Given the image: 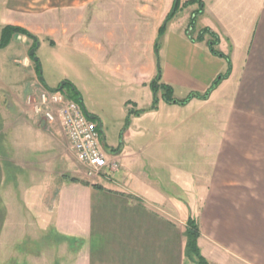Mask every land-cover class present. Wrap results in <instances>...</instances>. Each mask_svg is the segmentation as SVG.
<instances>
[{"label": "crops", "instance_id": "1", "mask_svg": "<svg viewBox=\"0 0 264 264\" xmlns=\"http://www.w3.org/2000/svg\"><path fill=\"white\" fill-rule=\"evenodd\" d=\"M200 1L203 9L195 17L196 33L194 27L188 29V21L183 22L190 15L179 11L199 3L182 8L168 22L159 60L155 40L173 0L164 9L140 0H4L0 8L6 25L25 28L37 35L40 46L50 45L57 66L72 64L70 73L59 79L77 90L100 138L111 120L123 125L128 107L139 103L135 97L141 90H147L149 101L140 105L152 102L148 84L157 76L158 66L160 83L171 86L173 93H203L226 71L225 58L208 48L209 34L197 39L201 29L208 28L217 36L216 49L230 58L232 66L208 100L229 88L228 100H221L228 102L230 131L237 136V123H246L247 137L264 138V0ZM21 36L17 34L9 45ZM0 51L8 54L6 49ZM11 67L7 70L15 79L6 78L7 89L20 86L16 90L28 92L32 75L17 81L19 71ZM33 68L37 70L34 63ZM42 82L47 86L44 78ZM156 98L151 113L136 114V109L128 115L130 123L161 113L169 117L179 110L165 102L161 92ZM32 116L33 121L16 122L6 135L4 150L0 146V264L8 263L4 253L45 249L39 241L48 234L58 238H52L53 248L61 251L63 243L68 250L57 255V264H197L185 254L190 208L184 199L165 194L149 179L148 192L141 193L127 186L124 176L117 178L119 168L86 178L61 131L41 129V120ZM254 123L260 126L259 133ZM124 132L129 136L131 126ZM110 155L108 160L125 157L119 149ZM238 166L229 165L225 188L206 173L198 183L197 244L209 264H264V167L246 165V177L240 182L250 188L239 193ZM45 187H53L52 196L44 197ZM31 225L42 239L31 238L26 230ZM18 262L24 264L23 259Z\"/></svg>", "mask_w": 264, "mask_h": 264}, {"label": "rangeland", "instance_id": "2", "mask_svg": "<svg viewBox=\"0 0 264 264\" xmlns=\"http://www.w3.org/2000/svg\"><path fill=\"white\" fill-rule=\"evenodd\" d=\"M108 1L129 3L135 1V3H138L139 0ZM140 1L143 4L153 1L154 3H158L160 9H164L172 2V0ZM2 2L4 0H0V4ZM198 11L199 5L197 4L187 8L183 12L179 11V14L183 16L190 15L189 19L183 18V22L185 21L186 23L187 21L190 22L191 18ZM5 22V13L0 8V32L2 27L6 25ZM30 33L32 32L30 31ZM195 33L196 27L193 30V34ZM32 34L33 36L36 35ZM15 36L17 34L13 35L10 42ZM23 36L19 40H15L11 45H9V42L6 47L0 48V50L6 49L8 52L6 54L5 50L0 51V146H2V150L5 147L4 141L6 135L8 131H11L15 123L32 120L30 118V111L25 106L24 99L26 94L33 91L37 85H44L43 79L41 80L40 77L44 78V82L49 88H56L58 84L60 85L64 81V79H59L62 78V73L68 74L70 73V69H72V64L69 63L57 66L52 48L47 43L42 42L41 46L35 51L40 69L34 71L33 63H36L29 56L30 49L35 46L34 41L32 38ZM9 56V60L6 59ZM157 56L156 58L159 60V55ZM8 66H12L13 72L19 71L20 75H18L17 81L19 79L20 81L24 80L26 76L32 75V81L28 84V92L26 91V94L18 89L16 90L20 86L13 90L12 88L8 90L5 86L7 83L6 78L13 77L15 79V75L7 70ZM56 80H59V83L55 82ZM65 88H67V84ZM228 92L229 88H225L220 91L217 97H213V93L212 98L207 99L208 101L193 98L185 105L174 104L176 107H179V110L169 113V117H165L166 114L161 113L154 115L151 120L144 118L143 120H134L130 123L128 115L136 109L141 111L139 113L141 115L153 111L150 110L151 106L154 105L153 91H151L152 102L148 103L149 105H140L142 101H149L147 90H141L139 97L137 95L135 97L137 100H140L139 103L128 107V111H126L127 117L126 120L124 119L123 125L122 122L111 120L110 127L105 130L106 143L109 145L119 143L118 149L122 150L126 157L116 159L119 164L117 178L121 179V176H124L123 180L127 182V186L135 188L141 193L148 192L147 188L150 186H147L145 182H148L149 179L150 185L154 187L157 184L158 189L165 194L170 196L178 195L184 199L190 208V216L194 218L197 217L196 200L198 199L199 191L198 183L202 181L200 180L201 174L206 173L209 177L215 179V183L225 188L229 184V165H239V193L245 192L246 188L249 189L250 186L247 187L245 181L240 182V179L246 177V165H253L254 169L259 165H262L259 166L261 168L264 167V138L247 137L245 130L246 123H237V136L233 134V131H230L228 102L221 100V98L228 100ZM188 94L177 91L173 93V97L181 100ZM95 102L97 101L95 100ZM105 108L110 109L107 106ZM145 109L146 112L143 111ZM111 112L112 114L115 113L116 116L118 115V112L114 110H111ZM38 124L41 129L60 131L58 127L46 124L43 121L38 122ZM128 125L132 129L129 136L124 135V133L126 134L124 131L128 128ZM254 125L255 130L259 133L260 126L258 123H254ZM76 164L78 171H84V168L79 163ZM260 169L259 172H262ZM79 172L78 174L81 176L82 174ZM254 172L257 173L258 171L255 170ZM38 188L42 189V187ZM47 188L45 187L44 197L48 198L53 195L54 189L53 187ZM46 216L47 219L51 218V214H48V211ZM26 230L30 232L31 238L37 240L43 238V234L39 233V230L32 225L26 228ZM45 237V241L43 239V241H39L40 247L45 244V249L31 248L28 251L24 249L10 251L3 254L4 262L9 258L7 264H16L19 263L18 260L22 259L24 264H57V255L60 252L68 253V250L65 249L63 243H61L63 250L60 251V248H53L52 240L54 239L52 238H57L56 236L48 234ZM70 243L75 246V241H71ZM191 260L195 262L193 259Z\"/></svg>", "mask_w": 264, "mask_h": 264}, {"label": "built area", "instance_id": "3", "mask_svg": "<svg viewBox=\"0 0 264 264\" xmlns=\"http://www.w3.org/2000/svg\"><path fill=\"white\" fill-rule=\"evenodd\" d=\"M24 103L33 116L59 128L76 162L84 168L86 178L91 180L118 170V161L108 160L102 148L96 121L69 97L67 89L39 84L26 94Z\"/></svg>", "mask_w": 264, "mask_h": 264}, {"label": "trees", "instance_id": "4", "mask_svg": "<svg viewBox=\"0 0 264 264\" xmlns=\"http://www.w3.org/2000/svg\"><path fill=\"white\" fill-rule=\"evenodd\" d=\"M194 3H199L198 13L201 12L203 9V3L200 0H188V1H185L184 3H182L181 0H173L172 6H171L169 12L167 13L162 25L159 27L158 35H157V38L155 40V51H156L157 55H158V50H159V46H160V39H161V36L163 35L165 29H166L168 22L176 16V14L179 10H181L182 8H185L191 4H194ZM196 15L193 18H191V20L188 24V29L194 27ZM15 34H22V35L27 36L29 38L33 37V34L30 33L28 30H26L25 28H22L20 26H14V25H4L1 29V32H0V48L6 47L9 44L13 35H15ZM205 34H209V36H210V39L207 42L209 50L213 54L225 58V60L227 61L228 66H227L226 71L224 73L220 74L212 82V84L209 86V88L205 92H203V93L191 92L181 100H177L173 97V89L171 86H169L167 84L160 83V80H161V78L159 76L160 72H158L155 79L150 83V87H151L152 91L155 93L161 92V98L165 102H167L169 104L185 105L193 98L204 99V100L208 99L211 92L220 84V82L229 77V75L231 73V68H232L230 58L227 55H224L223 53H221L219 50L216 49L215 45H217V43H218L217 36L215 33L211 32L208 28L201 29V31L199 32V34L197 36V39L199 41L203 40ZM34 45H35V42H34ZM36 65H37V63H36ZM37 69L38 70L40 69V67L38 65H37ZM68 84L71 86V87H68V89H67L69 97L81 104L77 90L72 86L71 83L67 82V85ZM64 88H65V86H64ZM153 103H154V105H156L157 98H155V100H153ZM140 112L141 111H136V114H139ZM72 180H79V179L73 178ZM94 186H96V185H94ZM199 234H200V231H199V224H198L197 219L192 217V216H189L187 219V224H186L187 241H186V246H185V254L187 257L193 259L197 264H209L208 261L201 255L200 249L198 247L197 240H198Z\"/></svg>", "mask_w": 264, "mask_h": 264}, {"label": "water", "instance_id": "5", "mask_svg": "<svg viewBox=\"0 0 264 264\" xmlns=\"http://www.w3.org/2000/svg\"><path fill=\"white\" fill-rule=\"evenodd\" d=\"M32 39H33V41L35 42V46L32 47V48L30 49V51H29V56L32 57V58H33V61H35V62L37 63V65L40 67V64H39V62H38V58H37V56L35 55V51H36V49L40 46V41L38 40V38H37L36 36H33ZM158 72H160V70H159V66H158ZM159 76H160V75H159ZM40 79L42 80L43 77H40ZM66 84H67L66 81H62V82L60 83L58 89H62ZM72 88H73V87H72ZM153 97H154V100H155V98H156V93H155V92L153 93ZM153 107H154V105H153L151 108H153ZM82 108H83V107H82ZM83 111L85 112L84 109H83ZM85 113H86V112H85ZM86 115H87V114H86ZM87 116H88V115H87ZM99 128H100V130H102V129H101V128H102V124H101V122L99 123ZM101 145H102V148H103L105 151H106V150H109V149L107 148V146H106V141H105V136H104V135L101 136Z\"/></svg>", "mask_w": 264, "mask_h": 264}, {"label": "flooded vegetation", "instance_id": "6", "mask_svg": "<svg viewBox=\"0 0 264 264\" xmlns=\"http://www.w3.org/2000/svg\"><path fill=\"white\" fill-rule=\"evenodd\" d=\"M119 143L118 144H116L115 146H112V145H109V144H107L106 143V146H107V148L109 149V150H104V152H105V154L107 155V157L109 158L111 155V153H112V150H118V148H119Z\"/></svg>", "mask_w": 264, "mask_h": 264}]
</instances>
